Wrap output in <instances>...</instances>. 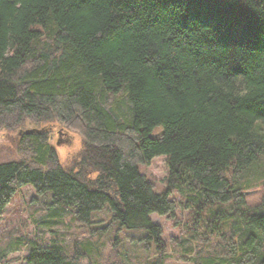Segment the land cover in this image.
Listing matches in <instances>:
<instances>
[{
    "label": "trees",
    "instance_id": "trees-1",
    "mask_svg": "<svg viewBox=\"0 0 264 264\" xmlns=\"http://www.w3.org/2000/svg\"><path fill=\"white\" fill-rule=\"evenodd\" d=\"M28 121L76 129L83 148L65 167L47 130L23 131L29 154L0 163V217L32 186L81 226L107 207L163 251L151 216L181 207L191 240L205 227L194 264H264V0H0V129ZM160 157L163 192L139 170ZM78 255L35 242L24 261Z\"/></svg>",
    "mask_w": 264,
    "mask_h": 264
},
{
    "label": "rangeland",
    "instance_id": "rangeland-1",
    "mask_svg": "<svg viewBox=\"0 0 264 264\" xmlns=\"http://www.w3.org/2000/svg\"><path fill=\"white\" fill-rule=\"evenodd\" d=\"M29 129L47 130V142L65 167L75 161L83 148V137L76 129L61 123L36 125L28 121L21 128L0 129V163L18 161L29 154V150L20 152L19 139V135ZM159 131L161 129L157 128L153 135ZM139 170L153 183L157 192L165 191L168 176L166 158L154 159L150 165H141ZM247 191L248 205H258L263 195L262 183H255ZM172 197L180 202L177 196ZM51 205V195L40 196L32 186L17 192L0 217V256L3 261L26 264L24 258L35 242L43 247L59 243L69 257L78 252V264H157L160 258L165 260L164 264H194L191 260L195 252L205 250L202 239L205 227L200 228L194 241L191 240L192 213L181 207L172 219L151 216L162 229L164 249L160 251L151 241L143 243L146 231H128L113 223L107 207L94 213L92 225L86 227L74 222L75 210L65 207L55 210Z\"/></svg>",
    "mask_w": 264,
    "mask_h": 264
},
{
    "label": "water",
    "instance_id": "water-1",
    "mask_svg": "<svg viewBox=\"0 0 264 264\" xmlns=\"http://www.w3.org/2000/svg\"><path fill=\"white\" fill-rule=\"evenodd\" d=\"M34 132L36 133L37 131L36 130H27V131H25L26 134H30V133H34Z\"/></svg>",
    "mask_w": 264,
    "mask_h": 264
}]
</instances>
